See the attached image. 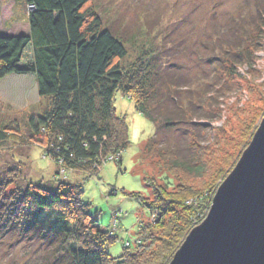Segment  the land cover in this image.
<instances>
[{
	"label": "trees",
	"instance_id": "1",
	"mask_svg": "<svg viewBox=\"0 0 264 264\" xmlns=\"http://www.w3.org/2000/svg\"><path fill=\"white\" fill-rule=\"evenodd\" d=\"M23 3L29 32L0 34V83L14 76L28 79L36 85L40 100L49 101L44 114L30 117L28 125L32 143L42 146L44 155L59 168L58 185L53 193L29 183L21 173L20 163L10 172L0 171V230L32 240V245L37 240L40 251L45 253L43 257L39 255L44 264L50 259L56 264H170V258L192 228L194 215L196 225L202 222L199 218L203 212L195 214L194 205L189 203L196 200L199 192L178 186L175 192L168 193L169 181L164 180L163 186L154 179H146L153 200L134 197L156 213V221L140 222L135 250H130L128 241L124 254L114 259L108 252L117 241L113 231L104 230L89 214V205L82 201L83 188L60 182L59 176L66 177L64 173L71 171L92 176L105 163H122V154L131 142L127 120L117 115V92L129 97L137 112L156 126V134L144 146V154L151 159L166 158L171 169L201 175L206 168L198 167L190 159V149H195L190 144L196 146L199 138L192 129L196 122L216 119L210 79H215L219 86L230 83V79H224L234 76L236 67L255 62L264 41V12L261 24L254 25L256 31L247 28V18L234 20L228 30L230 40L218 43L215 50H221V54L199 57L201 64L215 67L216 71L215 75L204 71L200 85L195 87L187 77L183 80L172 72H164L152 59L151 50L145 48L132 63L125 64L126 43L105 27L94 0ZM29 6L34 7L31 13ZM176 126L188 129L184 152L179 148H162L158 140L157 131ZM10 131L0 127V144L8 141ZM236 162L226 158L220 177L226 179L228 173H224L234 168ZM12 187L15 190L6 195ZM203 202L202 199L197 207H203ZM25 209L33 212L24 218ZM113 214L116 225L118 212ZM63 219L72 223L69 229L58 227ZM154 226L160 228V234H155ZM34 255L35 252L31 257Z\"/></svg>",
	"mask_w": 264,
	"mask_h": 264
},
{
	"label": "rangeland",
	"instance_id": "2",
	"mask_svg": "<svg viewBox=\"0 0 264 264\" xmlns=\"http://www.w3.org/2000/svg\"><path fill=\"white\" fill-rule=\"evenodd\" d=\"M15 1L18 5L23 3V0H0L1 20L6 18L5 14L10 15ZM263 4L264 0H94L105 27L126 43L128 57L125 64L132 63L140 50L145 48L151 50L152 59L165 69L164 72H172L183 80L187 77L195 87L200 85L204 71L209 70L214 75L216 71L215 67L201 64L199 57L221 54V50H217V53L215 50L219 47L218 43L230 40L228 30L234 20L247 18V28L256 31L255 26L261 24ZM262 42V49L255 55L253 64L236 67V74L224 79V82L230 79V83L219 86L215 79H210L214 92L212 111L216 119L196 122L192 129L197 131L195 135L199 137L197 147L190 144L195 147L194 150L190 149V159L198 167L206 168L201 175L193 176L171 169L166 158L151 159L144 154V146L155 136L156 126L137 112L135 103L129 97L117 92L114 102L117 115L127 120L131 142L122 154V163H105L92 176L72 171L65 172L66 177L59 176L60 182L83 188L82 201L89 205V214L100 222L104 230L113 231L117 241L108 248V252L114 259L124 254V245L128 241L131 243L130 250H135L140 222L148 224L156 221V213L150 212L143 202L134 197L153 200V192L146 179H154L163 186L164 180L169 181L168 193L175 192L178 186H187L199 192L196 200L189 203L194 205L192 212L195 214L203 212L199 218L201 224L206 220L213 199L225 181L219 175L225 170L224 161L226 158L234 159L237 161L234 163L236 167L264 119ZM182 86L185 85L182 83ZM48 102L47 99L40 100L36 85L33 86L28 79L14 76L0 83V127L11 130L8 141L0 144V171L10 172L20 163L21 173L27 176L29 183L54 193L57 191L59 168L44 155L42 146L32 143L28 125L30 117L44 114ZM186 130L185 126H176L160 129L159 133L157 131L161 147L179 148L184 152L189 139ZM186 154L189 155V151L186 150ZM234 168L226 170V178ZM12 190L15 187L10 188L6 195L12 194ZM115 190L116 194L113 193ZM202 199L203 207L198 208ZM29 211L25 209L24 218L32 214L33 210ZM115 212H118L116 225L113 222ZM62 221L61 224L58 222V227L69 229V225H72L69 221ZM197 222L194 215L190 225L193 229L188 231L182 245L190 233L201 225H196ZM154 228L157 230L155 234H160V228ZM8 233L11 232L0 230V264H44L45 260H41L39 255L41 253L43 257L45 253L40 251L35 237L32 245V240L14 232ZM34 252L35 255L31 257ZM174 256L170 258L171 262ZM46 264L56 262L50 259L46 260Z\"/></svg>",
	"mask_w": 264,
	"mask_h": 264
},
{
	"label": "water",
	"instance_id": "3",
	"mask_svg": "<svg viewBox=\"0 0 264 264\" xmlns=\"http://www.w3.org/2000/svg\"><path fill=\"white\" fill-rule=\"evenodd\" d=\"M170 264H264V119Z\"/></svg>",
	"mask_w": 264,
	"mask_h": 264
},
{
	"label": "crops",
	"instance_id": "4",
	"mask_svg": "<svg viewBox=\"0 0 264 264\" xmlns=\"http://www.w3.org/2000/svg\"><path fill=\"white\" fill-rule=\"evenodd\" d=\"M11 4V3H10ZM10 10V15H6L4 20L0 19V34L4 35H19L29 32L28 14L26 7L22 4L18 5L15 1ZM18 6H20L18 8ZM2 14L0 13V18Z\"/></svg>",
	"mask_w": 264,
	"mask_h": 264
},
{
	"label": "built area",
	"instance_id": "5",
	"mask_svg": "<svg viewBox=\"0 0 264 264\" xmlns=\"http://www.w3.org/2000/svg\"><path fill=\"white\" fill-rule=\"evenodd\" d=\"M28 9H30V11H29L30 13L34 11V7H32V6H29Z\"/></svg>",
	"mask_w": 264,
	"mask_h": 264
}]
</instances>
